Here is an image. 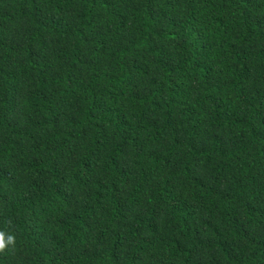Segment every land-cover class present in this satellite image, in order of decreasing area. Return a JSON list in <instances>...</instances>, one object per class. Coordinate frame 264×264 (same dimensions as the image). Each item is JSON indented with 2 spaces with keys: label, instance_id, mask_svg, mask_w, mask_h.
<instances>
[{
  "label": "trees",
  "instance_id": "obj_1",
  "mask_svg": "<svg viewBox=\"0 0 264 264\" xmlns=\"http://www.w3.org/2000/svg\"><path fill=\"white\" fill-rule=\"evenodd\" d=\"M0 264H264V0H0Z\"/></svg>",
  "mask_w": 264,
  "mask_h": 264
},
{
  "label": "clouds",
  "instance_id": "obj_2",
  "mask_svg": "<svg viewBox=\"0 0 264 264\" xmlns=\"http://www.w3.org/2000/svg\"><path fill=\"white\" fill-rule=\"evenodd\" d=\"M10 244H15V236L9 234L7 235V239H5V232L0 231V252H3L4 249Z\"/></svg>",
  "mask_w": 264,
  "mask_h": 264
}]
</instances>
